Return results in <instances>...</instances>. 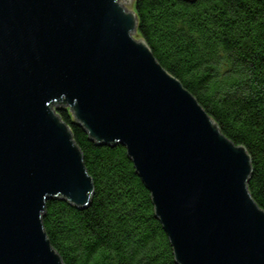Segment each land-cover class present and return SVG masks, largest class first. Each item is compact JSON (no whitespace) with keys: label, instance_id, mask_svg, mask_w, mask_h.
I'll return each instance as SVG.
<instances>
[{"label":"water","instance_id":"obj_1","mask_svg":"<svg viewBox=\"0 0 264 264\" xmlns=\"http://www.w3.org/2000/svg\"><path fill=\"white\" fill-rule=\"evenodd\" d=\"M138 26L118 0H0V264H65L46 202L87 207L95 193L61 105L92 139L127 147L179 264H264L250 154Z\"/></svg>","mask_w":264,"mask_h":264},{"label":"trees","instance_id":"obj_2","mask_svg":"<svg viewBox=\"0 0 264 264\" xmlns=\"http://www.w3.org/2000/svg\"><path fill=\"white\" fill-rule=\"evenodd\" d=\"M138 35L252 159L249 189L264 209V0H135ZM95 183L87 207L52 197L42 219L65 264H179L152 191L121 143L92 139L57 108Z\"/></svg>","mask_w":264,"mask_h":264},{"label":"rangeland","instance_id":"obj_3","mask_svg":"<svg viewBox=\"0 0 264 264\" xmlns=\"http://www.w3.org/2000/svg\"><path fill=\"white\" fill-rule=\"evenodd\" d=\"M119 3H121L126 9H128V11H130L131 9L135 8V0H118ZM134 37H139L140 36L138 34H136L135 32L132 33Z\"/></svg>","mask_w":264,"mask_h":264}]
</instances>
